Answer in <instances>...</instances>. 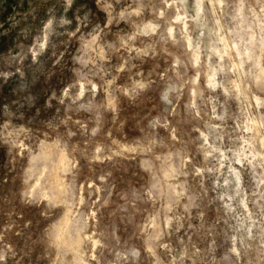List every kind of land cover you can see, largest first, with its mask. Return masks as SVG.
<instances>
[{"label":"rangeland","instance_id":"obj_1","mask_svg":"<svg viewBox=\"0 0 264 264\" xmlns=\"http://www.w3.org/2000/svg\"><path fill=\"white\" fill-rule=\"evenodd\" d=\"M0 264H264V0H0Z\"/></svg>","mask_w":264,"mask_h":264},{"label":"bare ground","instance_id":"obj_2","mask_svg":"<svg viewBox=\"0 0 264 264\" xmlns=\"http://www.w3.org/2000/svg\"><path fill=\"white\" fill-rule=\"evenodd\" d=\"M210 82H211V81H210ZM46 148H47V147H46ZM60 157H61V156H60ZM61 158H62V157H61ZM58 161H59V160H58ZM61 161H62V160H61ZM61 161H60V163H61ZM60 166H61V165H60ZM52 171H54V170H52ZM55 175H56L55 173L51 175V178H52L53 181H54L55 179H57L56 177H58L57 175H56V176H55ZM49 179H50V177H49ZM53 181H52V182H53ZM55 181H56V180H55ZM55 181H54V182H55ZM51 186H53V185H51ZM58 187H59V186H58ZM60 187H61V186H60ZM60 190H61V189H60ZM55 234H56V233H55ZM62 242H63V241H62ZM76 242H77V241H76ZM63 243H64V242H63ZM63 243H62V244H63ZM68 244H69V243H68ZM64 246H65V245H64Z\"/></svg>","mask_w":264,"mask_h":264}]
</instances>
